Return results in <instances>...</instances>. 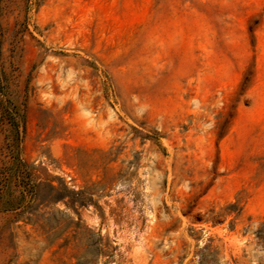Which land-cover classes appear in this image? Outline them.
I'll return each instance as SVG.
<instances>
[{
	"label": "rangeland",
	"instance_id": "rangeland-1",
	"mask_svg": "<svg viewBox=\"0 0 264 264\" xmlns=\"http://www.w3.org/2000/svg\"><path fill=\"white\" fill-rule=\"evenodd\" d=\"M0 264H264V0H0Z\"/></svg>",
	"mask_w": 264,
	"mask_h": 264
}]
</instances>
